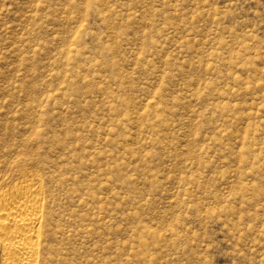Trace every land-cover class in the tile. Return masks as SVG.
Returning a JSON list of instances; mask_svg holds the SVG:
<instances>
[{
	"label": "rangeland",
	"instance_id": "rangeland-1",
	"mask_svg": "<svg viewBox=\"0 0 264 264\" xmlns=\"http://www.w3.org/2000/svg\"><path fill=\"white\" fill-rule=\"evenodd\" d=\"M33 177L47 264H264V0H0V190Z\"/></svg>",
	"mask_w": 264,
	"mask_h": 264
},
{
	"label": "bare ground",
	"instance_id": "bare-ground-1",
	"mask_svg": "<svg viewBox=\"0 0 264 264\" xmlns=\"http://www.w3.org/2000/svg\"><path fill=\"white\" fill-rule=\"evenodd\" d=\"M52 220L40 179L0 190V264H47L55 237Z\"/></svg>",
	"mask_w": 264,
	"mask_h": 264
}]
</instances>
